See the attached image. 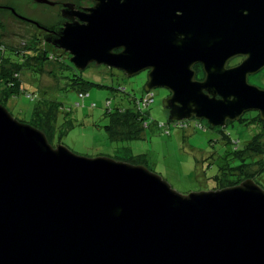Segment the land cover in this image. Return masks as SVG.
I'll use <instances>...</instances> for the list:
<instances>
[{
    "label": "water",
    "instance_id": "obj_1",
    "mask_svg": "<svg viewBox=\"0 0 264 264\" xmlns=\"http://www.w3.org/2000/svg\"><path fill=\"white\" fill-rule=\"evenodd\" d=\"M91 1L42 28L78 71H148L168 122H264V89L247 82L264 68V0ZM0 264H264V190L245 179L183 195L142 165L52 146L0 104Z\"/></svg>",
    "mask_w": 264,
    "mask_h": 264
},
{
    "label": "rangeland",
    "instance_id": "obj_2",
    "mask_svg": "<svg viewBox=\"0 0 264 264\" xmlns=\"http://www.w3.org/2000/svg\"><path fill=\"white\" fill-rule=\"evenodd\" d=\"M47 1L50 4L0 0V46L7 48L4 53L0 51L1 56L18 61L8 48L26 50L32 46L34 37L40 38L45 33L42 28L55 29L65 24L61 17L64 4L76 8L92 6L90 0ZM40 45L56 50L43 41ZM67 55L63 67L50 61L45 64L43 74L23 68L19 72L23 92L16 97L4 98V85L0 84V104L15 119L27 120L37 98L55 103L52 146L63 145L88 158L107 157L116 161L142 158L148 170L183 195L217 190L243 177L252 179L264 190V123L257 120V112H246L239 121L228 122L224 128H212L200 121L204 128L196 129L195 119L186 121L190 123L188 129L176 128L173 122H168L162 104L169 92L156 88L151 90L153 101L141 109L147 126L126 136L118 135L112 120L118 109H134L139 113L135 103L147 94L144 87L148 71L127 77L119 70L95 64L77 71ZM73 78L88 83L84 86L85 98L78 96L81 86L74 85ZM248 83L264 89V70L248 79ZM27 93L36 99L30 101Z\"/></svg>",
    "mask_w": 264,
    "mask_h": 264
},
{
    "label": "trees",
    "instance_id": "obj_3",
    "mask_svg": "<svg viewBox=\"0 0 264 264\" xmlns=\"http://www.w3.org/2000/svg\"><path fill=\"white\" fill-rule=\"evenodd\" d=\"M41 41L46 43L42 37H34V42L32 46L22 51L8 48L12 55L18 57V61L11 60L10 58H5L4 56L0 55V84L4 85V98L16 97L17 95L22 94L23 90L20 86L19 72L23 68L29 69L35 73L43 74L45 64L49 63L50 61H55L61 64L63 67V59H68L67 53L62 50H60V52H57L58 49L56 48V50L54 51L48 50L40 45ZM5 49L7 48H1L0 46V51L2 53L5 52ZM6 65L9 66V68H5ZM73 68L75 67L73 66ZM71 81L74 85L81 86V90L79 91L78 96L80 98H85V96H87V93L84 89V86H86V84L88 83H86L81 78H73L71 79ZM146 93L147 94L145 95V97H142L139 101L135 103L137 109L139 110V113L136 112L134 109H129L128 111H124L122 109L117 110L115 118L114 120H112V122L114 124L113 128L117 131L118 135L126 136L130 133V131H132V133H135V131H139L143 127L147 126V123L143 122L144 118H142L141 109L143 108V106H149V104L153 101V96L151 94V91ZM27 97H29L30 101H34L33 99L35 98V96H32L31 94L27 93ZM54 107L55 103L53 101H49L47 99H43L41 101L37 98L31 116L27 120H17L22 123L29 124L42 131L46 135L49 143H51L53 138V128L56 121V117L53 111ZM257 120H260L258 116ZM173 124L176 128H190V123L186 121L173 122ZM163 126L164 125H161V127ZM194 128L203 129L204 126L200 121L195 120ZM122 161L133 165H143L144 167H146L145 160L142 158L136 159L133 157H127L125 159H122ZM244 180L245 177L238 178L235 182L226 185L222 188L237 185Z\"/></svg>",
    "mask_w": 264,
    "mask_h": 264
},
{
    "label": "flooded vegetation",
    "instance_id": "obj_4",
    "mask_svg": "<svg viewBox=\"0 0 264 264\" xmlns=\"http://www.w3.org/2000/svg\"><path fill=\"white\" fill-rule=\"evenodd\" d=\"M91 1V0H90ZM92 2V1H91ZM92 6H93V2H92ZM91 6V7H92ZM75 8V10L76 9H84V8H76V7H74ZM87 8H90V7H87ZM62 25V24H61ZM63 26V25H62ZM59 27H61V26H59ZM59 27H56V28H59ZM44 35V34H43ZM43 35H42V38H43ZM50 45V44H49ZM53 47V46H52ZM54 48V47H53ZM118 52V51H117ZM245 59V57H242V56H239V57H235V58H233V59H231V60H229L228 61V63H227V65H226V68H232V67H235V66H237V65H239L243 60ZM193 71L195 72V80H197V81H203V79H204V72H203V68H202V66H201V64H196V65H194L193 66ZM262 70H264V68L263 69H261L260 71H262ZM260 71H258V72H256V73H254V74H249L248 76H247V82H248V79H250L251 77H253V76H256ZM248 84H250V83H248ZM250 85H252V84H250ZM255 86V85H254ZM241 119V118H240ZM262 122V121H261ZM228 123V122H227ZM264 123V122H263ZM220 128V127H219Z\"/></svg>",
    "mask_w": 264,
    "mask_h": 264
},
{
    "label": "built area",
    "instance_id": "obj_5",
    "mask_svg": "<svg viewBox=\"0 0 264 264\" xmlns=\"http://www.w3.org/2000/svg\"><path fill=\"white\" fill-rule=\"evenodd\" d=\"M181 122H184V121H181Z\"/></svg>",
    "mask_w": 264,
    "mask_h": 264
}]
</instances>
